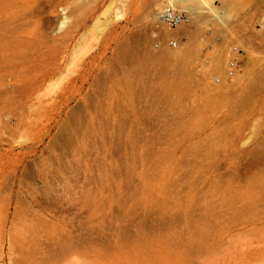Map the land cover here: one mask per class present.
Returning a JSON list of instances; mask_svg holds the SVG:
<instances>
[{
    "label": "rangeland",
    "instance_id": "obj_1",
    "mask_svg": "<svg viewBox=\"0 0 264 264\" xmlns=\"http://www.w3.org/2000/svg\"><path fill=\"white\" fill-rule=\"evenodd\" d=\"M167 1L0 0V264H264V0Z\"/></svg>",
    "mask_w": 264,
    "mask_h": 264
},
{
    "label": "bare ground",
    "instance_id": "obj_2",
    "mask_svg": "<svg viewBox=\"0 0 264 264\" xmlns=\"http://www.w3.org/2000/svg\"><path fill=\"white\" fill-rule=\"evenodd\" d=\"M167 2H168V6L172 9V12L174 14H179L180 13L179 11L182 9V7H183L184 3L186 2V0H178V1H176V0H168ZM165 8H166V6H164V5L161 6L160 5L158 7V9H157L158 10V12H157L158 17L156 18L157 22L154 25L156 27L155 34L158 36V38L161 37V36H165V38L176 39L178 41V46H177L176 49H169V48H167V41H165V43L163 44V48L161 50L151 51V50H148L146 47H144V44H141L139 46L140 47L139 49L145 55V58L147 57L151 62H156V61L159 62L162 59L163 60L165 59L164 61H166V59L169 60V59H174V58L179 57L183 53V46H184L183 38L185 37V35L189 31L188 28H186V24L188 25L189 22H192V16H191V14H189V17H188L189 20L187 21V23L183 21L182 23H180L176 27L169 26L168 24H166L165 22H163L160 19V15L162 14V12L164 11ZM192 15H194V14H192ZM141 41H140V43H141ZM165 50L167 51L168 55H164L163 54L162 51H165ZM138 53H139V51H138ZM253 166H254V162L251 161V162H248L244 166V169L245 170H250V169L253 168Z\"/></svg>",
    "mask_w": 264,
    "mask_h": 264
},
{
    "label": "built area",
    "instance_id": "obj_3",
    "mask_svg": "<svg viewBox=\"0 0 264 264\" xmlns=\"http://www.w3.org/2000/svg\"><path fill=\"white\" fill-rule=\"evenodd\" d=\"M160 19L171 27H176L183 21L186 23L188 21L183 15L174 14L170 8L164 9L162 14L160 15ZM169 45L174 48L176 47L177 42L174 40H170ZM157 47H158V44H155V48Z\"/></svg>",
    "mask_w": 264,
    "mask_h": 264
}]
</instances>
